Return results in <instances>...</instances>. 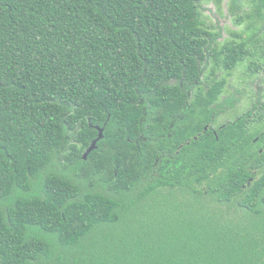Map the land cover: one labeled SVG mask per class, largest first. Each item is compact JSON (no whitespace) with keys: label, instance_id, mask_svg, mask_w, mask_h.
<instances>
[{"label":"trees","instance_id":"16d2710c","mask_svg":"<svg viewBox=\"0 0 264 264\" xmlns=\"http://www.w3.org/2000/svg\"><path fill=\"white\" fill-rule=\"evenodd\" d=\"M203 1L0 0V264H264V104L214 128L264 0L225 44ZM165 195V230H114Z\"/></svg>","mask_w":264,"mask_h":264},{"label":"rangeland","instance_id":"374dc122","mask_svg":"<svg viewBox=\"0 0 264 264\" xmlns=\"http://www.w3.org/2000/svg\"><path fill=\"white\" fill-rule=\"evenodd\" d=\"M232 1L204 0L200 6L205 27L217 36V41L220 44L239 42L252 34L249 31L250 21L239 22L240 18H247L250 13H253L251 1L245 0L241 10H231ZM253 26L260 27L259 36L261 37L263 34L262 38L264 39V26L261 21L256 22ZM262 46H264V41ZM257 59L245 61L228 80L226 92L219 102V113L221 115L215 122V129L226 122L235 121L239 116L252 110L255 104L259 102L264 104V64L263 69L260 67L262 63L256 64L260 67V72L255 73V75L252 74L254 70L249 69L252 63L257 62ZM55 169L53 170L55 171ZM137 195L138 192L133 194L132 197ZM133 203L134 205L130 207L131 212L127 215L125 225L118 226L114 230H165L164 225L170 223L172 219H177L178 211L182 210L183 200L178 201L165 195L162 199L161 197L149 196L141 200L136 199ZM185 209L183 208L184 211ZM199 210L206 211L205 208L201 209L196 203H192L187 214ZM156 218H159V222Z\"/></svg>","mask_w":264,"mask_h":264},{"label":"water","instance_id":"95a60500","mask_svg":"<svg viewBox=\"0 0 264 264\" xmlns=\"http://www.w3.org/2000/svg\"><path fill=\"white\" fill-rule=\"evenodd\" d=\"M104 138V129H99V136L98 138L92 143V146L87 150V152L84 155V160L86 161L88 159V156L97 149V144L99 141H101Z\"/></svg>","mask_w":264,"mask_h":264}]
</instances>
